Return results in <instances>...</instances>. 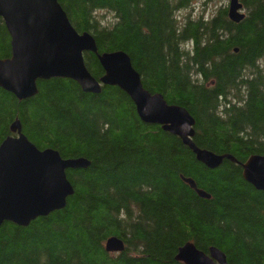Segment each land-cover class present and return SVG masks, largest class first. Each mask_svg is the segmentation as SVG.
I'll return each instance as SVG.
<instances>
[{"label": "trees", "instance_id": "1", "mask_svg": "<svg viewBox=\"0 0 264 264\" xmlns=\"http://www.w3.org/2000/svg\"><path fill=\"white\" fill-rule=\"evenodd\" d=\"M191 1L58 0L78 32L93 34L98 53L124 51L147 90L194 117L199 148L235 161L206 167L179 137L143 122L117 86L96 94L50 78L25 100L0 87V142L15 135L17 118L39 149L89 161L66 170L74 192L62 209L28 226H0V264H184L175 255L186 242L205 253L218 248L228 264H264V190L241 167L264 155V0H240L239 22L227 6L180 20ZM10 53L0 18V58ZM83 57L99 79L97 55ZM112 235L123 239L122 252L105 251Z\"/></svg>", "mask_w": 264, "mask_h": 264}, {"label": "water", "instance_id": "2", "mask_svg": "<svg viewBox=\"0 0 264 264\" xmlns=\"http://www.w3.org/2000/svg\"><path fill=\"white\" fill-rule=\"evenodd\" d=\"M240 0H229L227 15L241 21L245 14ZM0 16L10 36L11 57L0 59V87L19 99L37 92L36 80L65 77L75 80L85 92H101V84L117 86L132 100L138 117L179 137L208 168L218 167L225 157L199 148L193 142L194 117L182 106L169 104L160 92H150L122 50L98 53L93 34L78 32L57 0H0ZM97 55L105 74L96 80L87 69L83 53ZM236 51V49H235ZM15 136L0 142V226L12 222L27 226L40 216L62 209L74 189L67 169L85 168L83 157L63 158L53 148L39 149L22 132L19 120L11 123ZM243 178L264 190V155L252 154L242 164ZM200 197L210 198L192 178L182 177ZM122 238L105 241L106 252H122ZM176 260L184 264H228L225 254L211 246L208 253L192 242L179 246Z\"/></svg>", "mask_w": 264, "mask_h": 264}, {"label": "rangeland", "instance_id": "3", "mask_svg": "<svg viewBox=\"0 0 264 264\" xmlns=\"http://www.w3.org/2000/svg\"><path fill=\"white\" fill-rule=\"evenodd\" d=\"M229 0H192L191 3L178 11V18L182 20L183 16L206 18L212 17L220 6H228ZM264 63V61H262Z\"/></svg>", "mask_w": 264, "mask_h": 264}, {"label": "bare ground", "instance_id": "4", "mask_svg": "<svg viewBox=\"0 0 264 264\" xmlns=\"http://www.w3.org/2000/svg\"><path fill=\"white\" fill-rule=\"evenodd\" d=\"M58 1V0H57ZM59 3V2H58ZM63 9V8H62ZM0 18L3 20V18L0 16ZM69 19V18H68ZM4 21V20H3ZM70 21V20H69ZM71 23V22H70ZM4 24H5V22H4ZM72 25V24H71ZM73 26V25H72ZM76 30V29H75ZM77 31V30H76ZM10 48H11V46H10ZM98 50V49H97ZM85 52H89V51H85ZM112 52V51H111ZM92 53V52H91ZM9 57H11V54H10V56ZM9 57H7V58H9ZM0 59H6V58H0ZM102 67V66H101ZM136 70V69H135ZM137 71V70H136ZM103 72H104V70H103ZM91 74V73H90ZM105 74V72L103 73V75ZM92 75V74H91ZM102 75V76H103ZM93 76V75H92ZM101 76V77H102ZM51 78H65V77H51ZM95 78V77H94ZM48 79H50V78H48ZM68 79H71V78H68ZM96 79V78H95ZM37 80H47V79H43V78H38ZM37 80H36V83H37ZM73 80V79H72ZM96 80H99V79H96ZM75 81V80H74ZM76 82V81H75ZM102 86H106V85H104V84H101V89H102ZM36 87H37V84H36ZM83 91V90H82ZM85 92V91H84ZM11 93V92H10ZM37 93V92H36ZM35 93V94H36ZM89 93H92V92H89ZM100 93V92H99ZM13 94V93H12ZM34 94V95H35ZM97 94V93H96ZM14 95V94H13ZM34 95H32V96H34ZM16 98H17V96L16 95H14ZM32 96H30V97H32ZM30 97H27V98H30ZM27 98H23V99H19V98H17L18 100H25V99H27ZM17 119V118H16ZM15 119V120H16ZM14 120V121H15ZM18 120V119H17ZM13 121V122H14ZM19 123H20V121H19ZM20 125H21V123H20ZM21 129H22V127H21ZM48 148V147H47ZM28 226V225H27Z\"/></svg>", "mask_w": 264, "mask_h": 264}, {"label": "flooded vegetation", "instance_id": "5", "mask_svg": "<svg viewBox=\"0 0 264 264\" xmlns=\"http://www.w3.org/2000/svg\"><path fill=\"white\" fill-rule=\"evenodd\" d=\"M4 22V21H3ZM11 49V48H10ZM11 54V53H10Z\"/></svg>", "mask_w": 264, "mask_h": 264}]
</instances>
